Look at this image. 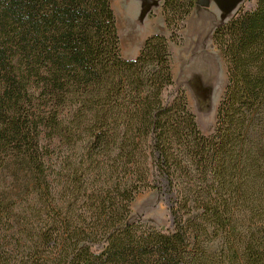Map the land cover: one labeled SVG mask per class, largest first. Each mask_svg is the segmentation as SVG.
Returning a JSON list of instances; mask_svg holds the SVG:
<instances>
[{"label":"trees","instance_id":"16d2710c","mask_svg":"<svg viewBox=\"0 0 264 264\" xmlns=\"http://www.w3.org/2000/svg\"><path fill=\"white\" fill-rule=\"evenodd\" d=\"M197 1L125 58L110 0H0V264H264V0L213 31L210 134L172 71ZM145 189L167 229L129 219Z\"/></svg>","mask_w":264,"mask_h":264},{"label":"rangeland","instance_id":"374dc122","mask_svg":"<svg viewBox=\"0 0 264 264\" xmlns=\"http://www.w3.org/2000/svg\"><path fill=\"white\" fill-rule=\"evenodd\" d=\"M110 1L116 16L121 53L127 58L124 55H126V48L129 47L130 35H139L143 32L144 26L141 22L143 19L140 18L141 0ZM253 3L254 0H198L190 13L193 17L187 22L189 15L184 21V27L179 30L182 40L179 43L173 42L175 44L170 46L175 87L184 89L188 105L196 116L199 128L205 134L213 131L217 105L227 83L226 62L222 51L214 42L213 31L217 26L225 23L239 7L245 9ZM124 4L125 11L122 10ZM203 13L207 14V20L203 22V26L208 33V45L197 52L200 42L196 38L192 40V37L203 30L201 25L205 20L204 16L202 17ZM149 14L154 15V12L151 10ZM191 44L195 49L190 51L184 49L186 45L189 48ZM203 74H207V79H213L215 82L212 90L201 85ZM210 100L211 107L209 106L207 111L206 104ZM130 207V220L163 230L170 226L166 197L157 189H145L139 192Z\"/></svg>","mask_w":264,"mask_h":264},{"label":"crops","instance_id":"0c3cea01","mask_svg":"<svg viewBox=\"0 0 264 264\" xmlns=\"http://www.w3.org/2000/svg\"><path fill=\"white\" fill-rule=\"evenodd\" d=\"M161 2L162 0H141V13H140V18L143 19L141 20L142 24H143V29L139 35L138 34H134V35H130V40H129V47L126 48V56L127 58H135L138 54L139 51L146 39L147 36L154 34V33H161V34H165L168 35L169 34V30L167 28V25L165 23L164 20V16L161 13ZM206 6H208V4H205ZM122 10L125 11V4L124 6H122ZM153 11L154 15H150L149 11ZM207 14L203 13L202 17L203 20L201 25L203 30L200 31L199 33L195 34L192 37V40H194L196 38V40L198 42H200V45L197 47V52L202 50L203 46L208 45V40H207V30L206 27L203 26V22L207 20ZM193 17V15H190L187 19V22H189V20ZM145 22V24H144ZM198 24L200 25V21L198 22ZM205 27V28H204ZM191 40V41H192ZM172 44H175L173 42L170 43V46ZM190 47L187 48V45L184 47L185 50H192L195 49L192 44L189 45Z\"/></svg>","mask_w":264,"mask_h":264},{"label":"bare ground","instance_id":"6f19581e","mask_svg":"<svg viewBox=\"0 0 264 264\" xmlns=\"http://www.w3.org/2000/svg\"><path fill=\"white\" fill-rule=\"evenodd\" d=\"M204 78H202V83L201 85L202 86H207V88L209 87L211 90L214 88V85H215V82L213 81V79H207V74H203ZM206 77V78H205ZM213 82V83H212ZM211 100L206 104V108H207V111H208V108L211 104ZM211 107V106H210ZM210 110V109H209Z\"/></svg>","mask_w":264,"mask_h":264}]
</instances>
